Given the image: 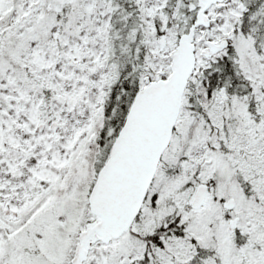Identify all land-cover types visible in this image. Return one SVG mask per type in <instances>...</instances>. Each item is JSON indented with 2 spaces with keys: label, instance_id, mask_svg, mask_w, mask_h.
Masks as SVG:
<instances>
[{
  "label": "snow or ice",
  "instance_id": "6c2138e0",
  "mask_svg": "<svg viewBox=\"0 0 264 264\" xmlns=\"http://www.w3.org/2000/svg\"><path fill=\"white\" fill-rule=\"evenodd\" d=\"M0 264H264V0H0Z\"/></svg>",
  "mask_w": 264,
  "mask_h": 264
}]
</instances>
